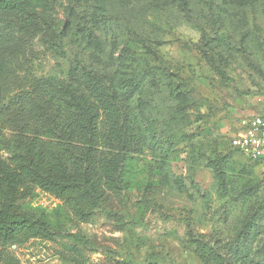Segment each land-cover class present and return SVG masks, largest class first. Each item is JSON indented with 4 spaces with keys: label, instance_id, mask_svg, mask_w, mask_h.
I'll list each match as a JSON object with an SVG mask.
<instances>
[{
    "label": "rangeland",
    "instance_id": "1",
    "mask_svg": "<svg viewBox=\"0 0 264 264\" xmlns=\"http://www.w3.org/2000/svg\"><path fill=\"white\" fill-rule=\"evenodd\" d=\"M15 16L0 11V69L76 65L124 88L142 146L113 215L70 221L42 190L24 201L62 234L11 246L22 264L79 251L89 264H264V160L232 145L240 120L264 112V0H60L54 28L29 40ZM16 132L8 110L1 156Z\"/></svg>",
    "mask_w": 264,
    "mask_h": 264
},
{
    "label": "trees",
    "instance_id": "2",
    "mask_svg": "<svg viewBox=\"0 0 264 264\" xmlns=\"http://www.w3.org/2000/svg\"><path fill=\"white\" fill-rule=\"evenodd\" d=\"M58 1L0 0V11L14 13L10 28L29 40L54 28ZM8 110L17 132L6 142L11 155H0V264H22L11 246L62 234L61 221L26 210L24 201L42 190L63 202L70 221L113 215L142 146L127 91L76 65L64 76H13L0 69V118ZM80 253L63 257L89 264Z\"/></svg>",
    "mask_w": 264,
    "mask_h": 264
},
{
    "label": "built area",
    "instance_id": "3",
    "mask_svg": "<svg viewBox=\"0 0 264 264\" xmlns=\"http://www.w3.org/2000/svg\"><path fill=\"white\" fill-rule=\"evenodd\" d=\"M232 145L252 160H264V114L243 117Z\"/></svg>",
    "mask_w": 264,
    "mask_h": 264
},
{
    "label": "crops",
    "instance_id": "4",
    "mask_svg": "<svg viewBox=\"0 0 264 264\" xmlns=\"http://www.w3.org/2000/svg\"><path fill=\"white\" fill-rule=\"evenodd\" d=\"M262 114H264V112H262Z\"/></svg>",
    "mask_w": 264,
    "mask_h": 264
}]
</instances>
